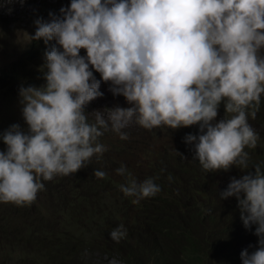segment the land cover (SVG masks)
Here are the masks:
<instances>
[{
    "label": "clouds",
    "instance_id": "9594fccd",
    "mask_svg": "<svg viewBox=\"0 0 264 264\" xmlns=\"http://www.w3.org/2000/svg\"><path fill=\"white\" fill-rule=\"evenodd\" d=\"M59 11L34 21L31 39L48 46L44 83L20 85L25 127L14 123L0 134V202L31 204L42 181L99 159L107 148L98 138L109 130L127 140L123 130L133 121L145 129L198 125L184 142L202 168L243 173L219 197L234 196L245 228L255 226L257 246L241 251L242 264H264V170H248L245 151L259 140L248 117L255 119L264 94V0H70ZM102 81L129 106L105 107L106 117L95 110L90 123L86 108L104 96ZM221 103L226 115L217 119ZM115 171L127 173L124 166ZM127 175L120 190L133 204L161 191L153 178ZM126 235L123 224L110 232L116 242Z\"/></svg>",
    "mask_w": 264,
    "mask_h": 264
},
{
    "label": "trees",
    "instance_id": "16d2710c",
    "mask_svg": "<svg viewBox=\"0 0 264 264\" xmlns=\"http://www.w3.org/2000/svg\"><path fill=\"white\" fill-rule=\"evenodd\" d=\"M46 47L43 38L35 39L26 60L36 70L28 68L27 62L12 67L8 74H0V90H4L7 75L12 83L26 80L27 85L35 78L43 81L40 68ZM84 51L81 49L80 53ZM94 74L100 79L99 73ZM225 115L221 103L217 119ZM86 116L91 115L86 112ZM248 123L259 135L255 149L245 148L249 153L248 170L255 164L264 170V94L255 119L249 115ZM155 129H163L169 143L165 155L160 153L163 159L153 160L155 166L150 167L146 179L153 178L161 191L138 204L132 203L134 197L115 199L125 201L126 211H136L122 223L127 229L124 238L119 242L111 239L110 232L121 222L111 206L102 207L101 200L94 199L97 192L103 194L101 190L111 188L113 183L108 163H103L100 156L74 174L60 175L54 189L42 181L44 188L29 205L0 202V264H16L22 257L27 264H74L72 261L82 255L83 248L110 253L106 248L111 246L122 253L121 258L128 264H242L241 251L247 248L251 252L257 246L255 226L245 228L237 199H221L219 193L232 177L239 178L243 173L236 166L209 173L202 168L193 158L192 146L184 142L187 133H199L198 125L178 129L162 125ZM94 170L104 171L105 177L96 178ZM127 174L123 184L128 183ZM58 183L66 186L62 188ZM37 207L39 216H32L30 210ZM81 240L87 246H80Z\"/></svg>",
    "mask_w": 264,
    "mask_h": 264
},
{
    "label": "rangeland",
    "instance_id": "374dc122",
    "mask_svg": "<svg viewBox=\"0 0 264 264\" xmlns=\"http://www.w3.org/2000/svg\"><path fill=\"white\" fill-rule=\"evenodd\" d=\"M69 5L70 0H0L1 75H6L12 67L22 66V62H27L28 50L35 40L31 39V37L35 35L37 28L34 21L37 18H43L45 21L50 20L51 17H49V12L54 13L56 16H60L61 13L59 10L61 7H67ZM80 54L85 55L86 51ZM36 59L37 58H35V62ZM27 63H29V61ZM30 63L26 66L28 68L31 67L35 71L36 69L32 66L33 63ZM24 82H26V80H17L12 83L8 75L6 77L4 90H0V132H3L14 123H19L22 127H25V121L19 103V87L22 84L25 85ZM42 83L44 82H38V78H35L33 83L25 86H39ZM100 90L104 92V96L95 99L86 108L87 113L91 115L87 117L90 123L94 122L95 110H101L106 117L105 107L110 108L116 104L125 107V105L128 104L122 95L113 96L109 91L108 83L104 82ZM123 131L128 133L129 138L127 140L120 139L119 135L111 130L105 132L103 136L98 138V142L104 144L107 148V151H105L101 157L103 158V163H108V174L113 183H111V188L101 190L103 194L97 192L94 196V199L101 200L102 207L107 204L109 207L111 206L110 208H112L115 214L117 213L118 220L121 224L127 219V216L132 217L134 215L132 212L136 211H126L125 201L120 203L115 200L119 196L125 197L120 190V185L127 180L125 175H118L115 170L124 166L127 169V173H130L137 182H142L146 179L147 175L150 174V167L155 166L153 160L160 162V160L163 159L160 153L165 155V150L169 143L168 135H163V129H155V127L152 129H145L135 123V121ZM5 148L6 146L0 141V150H4ZM97 159L96 156H93L90 162L94 163ZM59 176L60 175H56L52 180L46 182L50 183V187L54 189V185L57 186V181H60ZM206 177L208 178V175H206ZM225 178L226 177L222 178L221 182H224ZM70 179L72 180L73 178L70 177ZM58 185L62 188L66 186V184L62 183H58ZM106 192H108V195H104ZM2 203L3 205L7 204L4 202ZM114 207H117L119 211L116 212ZM37 212L38 207L30 210L32 216H39L36 214ZM128 219L132 222L130 218ZM80 246H87V244L85 241L81 240ZM106 249L110 253H106L103 249L87 251L83 248L80 251L83 252L82 255L79 256L80 258H76L72 263L128 264L121 258L122 253L116 252L112 246ZM24 256L26 257V255ZM27 260L32 262L29 258H27ZM16 264L27 263L23 262L22 257L18 259Z\"/></svg>",
    "mask_w": 264,
    "mask_h": 264
}]
</instances>
